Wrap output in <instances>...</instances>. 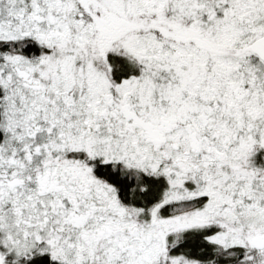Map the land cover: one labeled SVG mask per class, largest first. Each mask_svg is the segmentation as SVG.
I'll list each match as a JSON object with an SVG mask.
<instances>
[{
    "label": "snow or ice",
    "instance_id": "obj_1",
    "mask_svg": "<svg viewBox=\"0 0 264 264\" xmlns=\"http://www.w3.org/2000/svg\"><path fill=\"white\" fill-rule=\"evenodd\" d=\"M0 264H264V0H0Z\"/></svg>",
    "mask_w": 264,
    "mask_h": 264
}]
</instances>
